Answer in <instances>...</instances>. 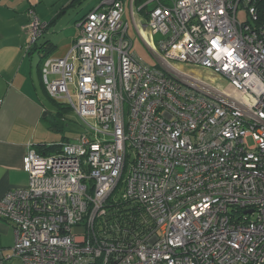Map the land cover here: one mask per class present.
Returning a JSON list of instances; mask_svg holds the SVG:
<instances>
[{
	"label": "built area",
	"instance_id": "built-area-1",
	"mask_svg": "<svg viewBox=\"0 0 264 264\" xmlns=\"http://www.w3.org/2000/svg\"><path fill=\"white\" fill-rule=\"evenodd\" d=\"M153 2L143 28L160 67L132 53L122 0H100L77 23L69 53L44 62L46 94L85 129L56 152L25 155L28 186L0 201V219L16 234L6 260L264 264V28L253 24L256 6ZM243 3L253 25L237 19ZM45 28L32 13L27 53ZM180 66L210 70L228 85Z\"/></svg>",
	"mask_w": 264,
	"mask_h": 264
},
{
	"label": "crops",
	"instance_id": "crops-1",
	"mask_svg": "<svg viewBox=\"0 0 264 264\" xmlns=\"http://www.w3.org/2000/svg\"><path fill=\"white\" fill-rule=\"evenodd\" d=\"M85 1L83 0L81 4ZM139 1L132 3L130 0V16L134 14L132 17L136 22L137 12L143 13L146 22L148 12L158 3L152 1L154 4L151 8L146 4L147 7L142 8L143 10H136L135 3ZM38 2L43 0H0V101H2L0 105V201L9 190L28 186L29 176L22 168L23 159L29 149L56 145L51 139V133L52 131L63 132L62 129H64L58 130L52 126L54 124L52 116H55L57 112L55 108H51L48 103L51 99L41 86V77L36 69L39 57L35 61L34 56L37 54L31 57L27 53L29 36L24 28L31 20L30 15L37 11ZM73 2L74 0H68L67 7L72 8L69 6ZM160 3L169 4L168 0H161ZM66 11H61L60 14ZM87 14L80 16L79 21ZM59 15L52 17L51 22L55 21L49 26L48 31L53 28V25L55 26ZM50 16H52L51 10L48 17L44 15L45 18ZM78 18L79 16L75 23ZM44 24L48 23L44 21ZM76 37L69 42L62 41L59 44L48 39L57 47L51 56L65 57ZM14 230L13 224L0 219V261L5 259L2 260L3 264H22L17 259L6 260L15 244Z\"/></svg>",
	"mask_w": 264,
	"mask_h": 264
},
{
	"label": "rangeland",
	"instance_id": "rangeland-1",
	"mask_svg": "<svg viewBox=\"0 0 264 264\" xmlns=\"http://www.w3.org/2000/svg\"><path fill=\"white\" fill-rule=\"evenodd\" d=\"M153 0H142L138 3H135L136 10H140L142 8H146V4L148 7H152L154 3H152ZM123 4H125L124 8V15L123 17V23L128 25V38L129 41L132 42V53L136 54L139 58L143 60L147 65H150L152 67H160L158 64L157 58L153 55L151 49L149 46H147L146 42H153L148 33H145V30L143 28V24H145V16H143V13L137 12L136 16V22L133 21V17L131 15V8H130V0H123ZM68 0H43V2L37 3V11H34L38 18H40V21L44 24V21L49 23L52 17L59 15L60 12L66 11V13L60 14L58 18H56L55 26L53 25V28H51L49 31H46L47 33L38 40L39 44H42L48 39H51L54 41L55 44H59L62 41H71L73 38L79 35L78 28L76 27V19L78 18V21L80 19V16H83L87 14L90 9L93 7H96L97 4L100 3V0H86L83 4L77 5V7L68 8L67 7ZM64 9V10H63ZM50 10L52 12V16L49 18H45L44 15L47 17L50 15ZM148 10V8H147ZM245 5L244 3L241 4L240 9L237 15L238 21L241 23H248L250 25L252 24V21L250 18H248L247 11H245ZM31 16V15H30ZM45 18V19H44ZM145 35V36H144ZM77 38V37H76ZM152 41H151V40ZM160 37H157L156 40L158 41ZM157 43V42H156ZM38 56V55H37ZM37 56H34L35 61L38 59ZM183 71L185 72H193L195 75H197L201 80L207 82L209 85L216 84L218 87H226L228 85V82L221 78L220 76L216 75L214 72L210 70H204L202 68H190L187 66H180ZM42 76V74H41ZM43 81V80H42ZM43 83V82H42ZM44 86V84H43ZM45 94H46V88L44 86ZM48 96V95H47ZM51 108L56 110L58 112L57 106H54V104L51 101H48ZM66 121L64 122V125L62 126L63 132H55L52 131L51 133V139H53L54 143L56 145L61 144V141H72L76 139L78 135L81 134L83 131L82 128L85 129L84 122L77 117V115L74 113V111L71 108H67L66 114L64 116ZM88 122L93 123V120H88ZM250 144L252 145V142L250 141ZM130 167V166H129ZM123 189V188H122ZM122 191V190H120ZM122 193V192H121Z\"/></svg>",
	"mask_w": 264,
	"mask_h": 264
},
{
	"label": "trees",
	"instance_id": "trees-1",
	"mask_svg": "<svg viewBox=\"0 0 264 264\" xmlns=\"http://www.w3.org/2000/svg\"><path fill=\"white\" fill-rule=\"evenodd\" d=\"M83 0H74V2L69 6V7H77V5L80 6V4L82 3ZM139 1V0H137ZM140 2V1H139ZM253 3L256 6V11L258 12V20L256 22H253L254 26L257 28H264V0H253ZM144 9V8H143ZM142 9V10H143ZM86 17V16H85ZM84 19V17H83ZM82 19V20H83ZM80 20V21H82ZM55 20H52V22L50 21L48 24L46 25V28L44 30L43 36L47 33L46 31H48L49 26H51L54 23ZM80 21H77V23H79ZM76 23V25H77ZM42 36V37H43ZM57 47L56 45L52 44V42L50 40H46L45 42H43L42 44H39L38 42L33 44L31 49L28 51L29 55L32 57L34 55H38L37 57H39V62L37 65V70L39 73V76L41 77V86L44 89L43 83H42V67L44 62L51 57V55H53L56 51ZM45 91V90H44ZM52 103L54 104V106H57L58 108V112L55 114V116L53 115V125L56 128H58V130H60V128H62V126L64 125V122L66 121V119L64 118L65 114H66V110L67 107L61 104H58L57 102L51 100ZM60 149V147L58 145H53L50 147L45 146H40L38 148H36L37 152L43 154V153H50V152H56Z\"/></svg>",
	"mask_w": 264,
	"mask_h": 264
},
{
	"label": "bare ground",
	"instance_id": "bare-ground-1",
	"mask_svg": "<svg viewBox=\"0 0 264 264\" xmlns=\"http://www.w3.org/2000/svg\"><path fill=\"white\" fill-rule=\"evenodd\" d=\"M145 36V35H144Z\"/></svg>",
	"mask_w": 264,
	"mask_h": 264
}]
</instances>
